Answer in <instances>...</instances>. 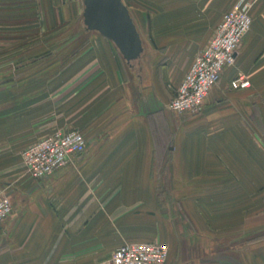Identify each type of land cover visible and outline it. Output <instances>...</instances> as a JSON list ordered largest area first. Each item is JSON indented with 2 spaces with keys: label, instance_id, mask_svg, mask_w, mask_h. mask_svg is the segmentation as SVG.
Listing matches in <instances>:
<instances>
[{
  "label": "crops",
  "instance_id": "1",
  "mask_svg": "<svg viewBox=\"0 0 264 264\" xmlns=\"http://www.w3.org/2000/svg\"><path fill=\"white\" fill-rule=\"evenodd\" d=\"M236 1L131 0L145 30L131 65L97 32L24 28L22 6L0 1V195L13 207L0 264H101L150 242L167 264H264V0H249L250 29L202 111L167 108ZM80 3L55 8L58 23ZM240 75L249 87L233 89ZM71 129L85 151L31 178L23 150Z\"/></svg>",
  "mask_w": 264,
  "mask_h": 264
},
{
  "label": "built area",
  "instance_id": "2",
  "mask_svg": "<svg viewBox=\"0 0 264 264\" xmlns=\"http://www.w3.org/2000/svg\"><path fill=\"white\" fill-rule=\"evenodd\" d=\"M251 2L237 0L226 12L213 36L191 66L176 89L167 108L176 114H198L205 98L218 84L226 67L231 66L244 35L250 29ZM233 89H245L249 82L242 75L231 81ZM86 140L77 130H56L27 146L21 153L26 173L33 179L50 177L64 167L72 156L82 154ZM264 207V201H263ZM13 212L10 199L0 195V223ZM168 247L159 242L131 243L117 247L101 264H167Z\"/></svg>",
  "mask_w": 264,
  "mask_h": 264
},
{
  "label": "water",
  "instance_id": "3",
  "mask_svg": "<svg viewBox=\"0 0 264 264\" xmlns=\"http://www.w3.org/2000/svg\"><path fill=\"white\" fill-rule=\"evenodd\" d=\"M82 24L109 40L122 60L131 65L143 53L140 33L122 0H82Z\"/></svg>",
  "mask_w": 264,
  "mask_h": 264
},
{
  "label": "rangeland",
  "instance_id": "4",
  "mask_svg": "<svg viewBox=\"0 0 264 264\" xmlns=\"http://www.w3.org/2000/svg\"><path fill=\"white\" fill-rule=\"evenodd\" d=\"M5 1H8L10 3L18 2V4L22 6L21 14L23 15V18H24L23 19L24 28H27V27L29 28L32 26L35 28L37 23L39 24L40 29H47V28L54 29V28L63 27V25H65L64 27L70 26V27H74L77 29L84 27L82 24V16L80 13H77L76 19L73 22H71V25L58 23V20L55 19L56 14H57L56 12L57 9L55 8H58V6H60L65 0H4V2ZM67 1H73V0H67ZM78 1L79 3L81 2V0H78ZM123 1H125L130 13L133 14V17H140L141 14L138 13V10L141 9L143 6H141L140 4H137L136 2H135L136 4L132 3L131 0H123ZM141 12H144V11L142 10ZM136 23H137V27L139 31L144 33L145 30H144L143 20H140V19L136 20ZM39 39H40V52L42 54L44 53L45 50H47V48L44 47L47 37L41 36ZM144 55L145 54H143L142 59L146 60L147 57H145ZM55 59L63 60L65 58L63 56L61 57L59 56L58 58L57 56V58ZM136 62L137 61L133 62V64H135Z\"/></svg>",
  "mask_w": 264,
  "mask_h": 264
},
{
  "label": "trees",
  "instance_id": "5",
  "mask_svg": "<svg viewBox=\"0 0 264 264\" xmlns=\"http://www.w3.org/2000/svg\"><path fill=\"white\" fill-rule=\"evenodd\" d=\"M79 49V48H78Z\"/></svg>",
  "mask_w": 264,
  "mask_h": 264
}]
</instances>
